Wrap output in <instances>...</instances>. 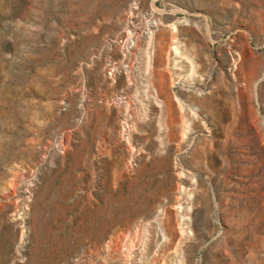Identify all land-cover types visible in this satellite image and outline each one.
<instances>
[{
    "label": "rangeland",
    "instance_id": "rangeland-1",
    "mask_svg": "<svg viewBox=\"0 0 264 264\" xmlns=\"http://www.w3.org/2000/svg\"><path fill=\"white\" fill-rule=\"evenodd\" d=\"M132 1L0 0V264H83L165 197L157 264H264V0H140L164 24L127 86L105 70ZM179 169L193 193L176 197Z\"/></svg>",
    "mask_w": 264,
    "mask_h": 264
},
{
    "label": "built area",
    "instance_id": "built-area-1",
    "mask_svg": "<svg viewBox=\"0 0 264 264\" xmlns=\"http://www.w3.org/2000/svg\"><path fill=\"white\" fill-rule=\"evenodd\" d=\"M154 12L155 9L152 5L149 8L141 9L139 0V3L134 7V9L126 14L127 19L125 28L112 40L111 45L109 46L110 50L118 49L120 52V56L118 58L111 57L108 61V65L106 66L105 73L108 75L111 83L114 84L118 81V75L125 76L126 84L128 82V77L126 75H136L133 76V83L136 84L138 80L141 81L142 79H139L138 75H149V61L147 60V56L144 54L143 50L148 40V36L152 34V37H155L161 28L160 24L156 25V23L160 22L161 19L163 20L160 15H157ZM180 20H185L186 22L188 18H178L175 21ZM153 21L155 22V26L151 27L153 26V23L150 25V22ZM187 24H184V26ZM136 31L142 35V37L138 40H136ZM182 37L178 45L180 52H182L185 46ZM143 41H145L144 46L141 44ZM170 55L172 60L174 56H178L172 52ZM174 63L175 62H173V66ZM145 77L146 76H144L143 79ZM49 144V147L46 144L40 145V147H44L45 149H48V151L54 149L53 153L55 155L64 153V149L58 141H52ZM35 171H37V167L31 170V174ZM186 174L187 172L184 169H179L178 176L180 184L177 189L178 195L176 197L180 196V189L182 191L193 193V186L190 185V183H186L182 179L184 177L183 175ZM32 178L33 179H29L26 183L27 197L32 195L31 190L34 186L35 177L32 176ZM168 201V197L163 198L158 207H160L163 202L166 203ZM191 202L189 201L188 205ZM185 215L187 218L188 213ZM147 218L153 219L150 218V216H147ZM186 218L184 220H181L180 218V221L181 223H184L185 228L189 232L186 236H193L192 220L188 221ZM133 223L134 222H130L118 226L100 244L88 243L83 248L81 253L76 256L74 261H80L83 264H147L145 263V260L150 257L149 264H157L153 258H156L161 254L163 255V251H165V247L163 249L161 247L163 242L161 245L158 244V248H155L156 246L153 245L154 241L161 242L162 240L161 235H159L160 227H157V223L152 220L140 221L136 231V224ZM159 264H164L163 258L159 259Z\"/></svg>",
    "mask_w": 264,
    "mask_h": 264
},
{
    "label": "bare ground",
    "instance_id": "bare-ground-1",
    "mask_svg": "<svg viewBox=\"0 0 264 264\" xmlns=\"http://www.w3.org/2000/svg\"><path fill=\"white\" fill-rule=\"evenodd\" d=\"M139 3V0H133L132 2H131V4L129 5V7H128V10L126 11V14L127 13H129V12H131L133 9H134V7L137 5ZM188 21V20H187ZM185 22V20H180V21H175V22H172V23H170L169 25H170V28H171V30H172V32H173V38H172V42H173V46H172V48H171V52H173L174 54H176V55H178V57L179 58H185V57H182L183 55H181V52L179 51V41L181 40V27L182 26H184V24H187L188 22ZM153 23V26H151V27H154L155 26V22L153 21V22H150V25ZM158 24H160V26L161 25H163L164 23L163 22H161V20H160V22H158V23H156V25H158ZM138 34V35H137ZM135 35L137 36L136 37V40H138L139 38H141L142 37V35H141V33H138L137 31L135 32ZM143 39V38H142ZM130 44V43H129ZM152 47H154V37H152V34L151 35H149L148 36V40H147V44H146V49L144 50V54L147 56V60L148 61H150V64H148V67H149V69H151L152 68V62H153V56H154V52H153V50L152 51H150L151 50V48ZM175 57V56H174ZM177 57V56H176ZM187 59V58H186ZM178 60H175L174 62V65H175V67H178V65H177V62ZM181 61V60H180ZM179 61V62H180ZM189 63H190V65H191V68H193V63H192V58H189L188 60H187ZM183 65V64H182ZM188 65V64H187ZM174 69V68H173ZM177 69V68H176ZM178 69H181V66L178 68ZM178 75H180V74H178ZM187 75H191V72L190 73H188ZM131 80H132V77H131V75H128V83H127V86H130V85H132L133 83H131ZM179 81V80H178ZM180 82V81H179ZM145 85H146V87H147V89H149L150 91L151 90H153L152 89V85H151V83L149 82V79H147V81H146V83H145ZM178 99H179V97H178ZM180 100V99H179ZM185 105V104H184ZM126 110H125V114H124V119H123V122H122V136L125 138V139H128L129 140V136H128V134H127V130H128V128H127V123H126V121H125V119H126V117L128 116V109H129V107H132L131 105L129 106V104L128 103H126ZM162 107V106H161ZM191 108V107H190ZM195 110V109H194ZM187 114V113H186ZM186 120V119H185ZM162 125V124H161ZM187 126H185V128H186ZM188 129V128H187ZM187 129H185L184 130V132H185V135L187 134ZM190 178V177H189ZM167 204H168V202H163V204L162 205H160V207L158 208V210H157V213H156V215L154 216V217H152L153 219H149V218H144V217H142V218H139L138 220H136V221H134V223L136 224V226H135V229H136V231H137V227L139 226V222L140 221H147V220H152V221H155L156 223H157V227H161L160 228V232H159V235H161V242H157V246H158V244L159 245H161V243H162V245H164L167 241H169V237H167V235H166V233H165V230H164V228H162V220L164 219V213L166 212V207H167ZM187 211H189V210H187ZM186 215H182L181 216V220L183 219H185L186 217H185ZM187 220H189V218L187 217L186 218ZM133 223V224H134ZM189 224V223H188ZM179 226H180V228H181V230L183 229L185 232L186 231H188L186 228H185V226H184V223H181V221H180V224H179ZM182 226V227H181ZM180 230V234H182L184 231L182 230L181 231ZM180 261H181V259H180ZM146 262V261H145Z\"/></svg>",
    "mask_w": 264,
    "mask_h": 264
}]
</instances>
